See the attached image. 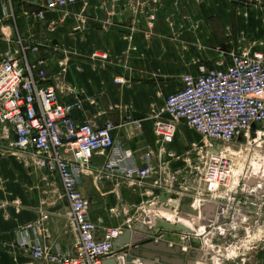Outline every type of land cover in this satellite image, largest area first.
I'll return each instance as SVG.
<instances>
[{"label": "crops", "instance_id": "0c3cea01", "mask_svg": "<svg viewBox=\"0 0 264 264\" xmlns=\"http://www.w3.org/2000/svg\"><path fill=\"white\" fill-rule=\"evenodd\" d=\"M39 7L28 0L14 4L24 43L39 46L37 54L29 53V61L45 60L47 83L56 89L60 102H82V110L72 112L76 123L94 128L113 123V138L121 150L131 153L132 165L143 167L149 154L154 169L142 187L98 182L96 174L106 158L93 157L80 191L91 202L95 235L99 238L103 229L124 226L129 235L122 251L137 254L131 264H203L202 246L185 224L175 229L158 223L150 229L133 221L129 228L126 221L142 206L163 212L159 200L165 193L152 185L171 178L179 183L178 167L199 163L198 154H186L182 142H177L178 137L188 143L194 131L180 125L172 144L161 145L152 117L162 115L164 98L181 88L184 75L197 76L201 66L224 69L231 53L264 52V0H84L64 12H47L42 21L24 18V13ZM7 22L3 30L12 36L13 25ZM14 42L0 38V52L14 50ZM103 54L105 60L93 57ZM116 79L122 83L116 84ZM137 120L142 121L141 128L132 124ZM8 135L0 136V264H49L33 260L17 245L19 231L43 213L49 216L45 232L37 236L31 231L29 236L38 237L50 255H72L74 239L66 225L57 176L36 168L31 152L10 149L14 136ZM182 182L192 184L194 176L187 171ZM203 212L208 221L215 209ZM176 250L178 255L171 254ZM118 255L124 256L110 254L103 263L123 264ZM240 256L245 264H264V245L253 244Z\"/></svg>", "mask_w": 264, "mask_h": 264}, {"label": "built area", "instance_id": "2783aa9c", "mask_svg": "<svg viewBox=\"0 0 264 264\" xmlns=\"http://www.w3.org/2000/svg\"><path fill=\"white\" fill-rule=\"evenodd\" d=\"M82 1L28 0L40 3L30 17L42 21L45 13L64 12ZM18 2L22 0H0V23L11 22L17 36L14 4ZM3 36L4 42H10L9 36ZM14 44V50L0 52V136L8 139L11 132L10 149L31 152L36 168L57 176L74 253L50 255L38 237L29 236L31 231L43 235L49 219L45 213L19 231L17 245L33 260H48L49 264H103L126 229L106 228L99 238L95 235L97 227L89 217L91 202L80 191L81 179L88 174L93 157L103 156L106 161L96 174L98 182L145 186L154 171L148 162L150 155L146 154L143 167L134 166L131 153L121 150L113 138V123L100 128L76 123L72 112L81 111L82 102H60L56 89L47 83L45 60L28 59L29 53L39 52V46H29L20 37ZM93 57L106 59L104 54ZM229 57L230 64L224 69L201 66L197 76L184 75L181 88L164 98L162 115L151 119L161 145L172 144L180 125L202 138V147L194 146L199 161L194 183L177 188L175 178L158 179L152 186L172 197L163 202L164 211L142 206L126 221L129 228L134 221L151 229L157 219L185 224L202 246L203 264H245L240 253L251 234L250 245H264V237L258 235L264 229V52L231 53ZM114 82L121 84L122 80ZM132 124L141 128L142 121ZM182 198H188L198 213L195 220L177 218ZM207 205L215 209L208 221L203 212ZM230 234L237 239L233 248L226 244ZM214 236L222 243L211 248ZM118 259L124 264L123 256Z\"/></svg>", "mask_w": 264, "mask_h": 264}, {"label": "rangeland", "instance_id": "374dc122", "mask_svg": "<svg viewBox=\"0 0 264 264\" xmlns=\"http://www.w3.org/2000/svg\"><path fill=\"white\" fill-rule=\"evenodd\" d=\"M21 6L23 8V7H25V4L23 3V5H21ZM14 14H15V16L17 15V11L16 10L14 11ZM24 15H25L24 16L25 19H29L30 18V13L29 12L28 13H24ZM16 23H17V29H18L19 36H17L16 31H15V28H14V31H13V35L11 36V35H9L10 33H7V31H5L6 29L3 30V24H6V26H5V28H6V27H8L9 23L6 21V19L5 20H2L1 23H0V30H1L0 31V38L2 39L4 37L3 34L7 33L8 35L7 34H5V35L6 36H10L9 37L10 38V41H11V39L12 40H16L17 37H20L22 39V34H21L22 33V30L20 28V25H19L18 21H16ZM0 44H2V43H0ZM192 134H194L195 137H192V139L189 140L188 143H186L185 138H183V140H180L178 137H177V142H182V145H180V146H182V148L184 147L183 148L184 149L183 151H185L186 154H193L194 155L196 153V149L194 148V146L193 147H189V146H191L193 143L196 144V145H199L200 143L203 142V140L196 133H192ZM197 165L198 164H196V161H195L191 165L184 164V165H180L178 167V169H179L178 170V173H180L181 178L179 179V183L177 182V184H176L177 185V188H182V185H183V182H182L183 181V177L186 176V172L187 171H188V174L189 175H191V176H194L195 175L194 168ZM258 231H259V234L258 235L264 237V229L258 230ZM255 235H257V234L255 233ZM251 236H253V234H251L250 236H248L249 238L248 237L245 238L244 243L242 244L244 246V248L242 250L243 252H246L253 245V244L250 245V243H249L250 242L249 239L252 240ZM216 238H217L216 236L213 237V239L211 240V243H210V247L211 246L220 245V243H222V242H217V239ZM236 242H237V239H234L232 237V235L230 234V236L228 237V240L226 241V244L227 245H231V247L233 248L234 245L236 244ZM200 263H202V262H200Z\"/></svg>", "mask_w": 264, "mask_h": 264}, {"label": "water", "instance_id": "95a60500", "mask_svg": "<svg viewBox=\"0 0 264 264\" xmlns=\"http://www.w3.org/2000/svg\"><path fill=\"white\" fill-rule=\"evenodd\" d=\"M252 128L254 129V126H252ZM243 195L245 196V194H243ZM170 198H172V197L168 196L167 194H164V195L161 196L159 202L163 203L164 201H166L167 199H170ZM211 208L212 207L207 205V206H205L203 208V210L206 211V210H210ZM167 212L172 213V210H167ZM179 212H180V214L177 215V218H179L180 220L187 221V222L195 220L197 218V216H198V213L191 209V203H190V200L188 198H182L181 199V205H180V208H179ZM158 223H163V224L167 223L169 226H172L175 229H182L183 228V227H181V224H182L181 222H176L175 224L171 225L168 222L163 221L161 219H157L155 221V223H154V226L152 228L156 227V225ZM128 235H129L128 232L125 231L113 244L114 254H112V256L114 257L117 254L122 253L124 255L123 259H124V263L125 264H131L132 257H135V256L137 257V254L134 253V252L133 253H129L128 250L122 251V245L121 244H123V242L128 238ZM135 240H137V238ZM134 244L135 243H133V245ZM177 251L178 250H176L175 253H171V254L178 255L179 252H177ZM112 261H114V260L112 259ZM103 264H105V262ZM181 264H183V263H181Z\"/></svg>", "mask_w": 264, "mask_h": 264}]
</instances>
